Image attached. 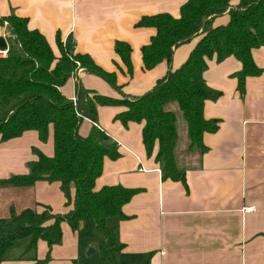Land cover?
<instances>
[{
    "label": "crops",
    "instance_id": "1",
    "mask_svg": "<svg viewBox=\"0 0 264 264\" xmlns=\"http://www.w3.org/2000/svg\"><path fill=\"white\" fill-rule=\"evenodd\" d=\"M186 1L0 0V17L26 18L31 30L46 37L56 57L60 55L59 38L68 35L77 42L76 53L90 56L98 67L116 75L118 89L84 67L60 90L70 101L77 100L83 136L96 125L117 142L120 157L105 159L96 189L119 184L139 189L123 207L127 218L107 219L108 226L116 228L117 243L123 245L114 260H102L101 243L106 237L83 242L78 235L69 234L44 264H264V46L252 51L262 72L247 77L244 94L235 76L243 67L236 57L207 60L205 81L220 96L205 102L204 116L219 120V128L204 134V152L191 146L188 129L183 143L178 133L175 156L185 172V182L163 177L156 161L158 146L151 156L145 148L143 124L131 121L124 125L115 119L125 108L93 106L97 95L113 99L141 96L165 76L167 62L150 70L144 66L142 48L156 30L141 27L139 22L159 13L179 17ZM238 2L233 0L232 6ZM229 20L226 12L213 25ZM5 24L0 25V36L8 31ZM200 38L175 49L173 69L186 61ZM119 42L132 49V73L117 52ZM178 109L175 104L173 111ZM34 149L53 156V126L46 142L35 130L0 141V220L9 219L12 211L42 210L43 205L60 211L64 193L58 182L43 179L27 187L2 184L13 175L29 172V162L37 159ZM252 207L253 211L245 210ZM83 226L81 223V229ZM62 229L64 238L68 229L65 224ZM29 243V239L17 241L1 264H41L48 254L47 243L41 240L28 252ZM91 247H96L93 253L100 249L97 260L86 253Z\"/></svg>",
    "mask_w": 264,
    "mask_h": 264
},
{
    "label": "trees",
    "instance_id": "2",
    "mask_svg": "<svg viewBox=\"0 0 264 264\" xmlns=\"http://www.w3.org/2000/svg\"><path fill=\"white\" fill-rule=\"evenodd\" d=\"M232 2L187 0L179 17L168 13L144 16L139 26L156 30L150 43L142 48L144 66L150 70L167 62V73L141 96L113 99L97 95L93 103L94 107L125 108L115 117L124 125L131 121L143 124L145 148L151 156L158 146L156 161L164 178L185 182V172L178 166L175 156L179 132L177 114L170 109L171 104L178 105L187 123L192 147L206 151L204 134L219 128V120H207L204 116L205 102L220 96V92L205 81L207 60L215 57L222 62L229 56L236 57L243 66L235 74L242 94L247 77L262 72L252 51L264 46V0H239L236 6H232ZM226 12L230 15L229 22L214 26V19ZM5 21L12 38L8 57L0 58V141L35 130L41 141L46 142L53 126L55 152L47 156L34 149L37 159L29 162V172L13 175L2 180V184L27 187L43 179L58 182L71 209L55 214L50 206L43 205L42 210L12 211L9 219L0 220V264L14 244L25 239L30 240L28 252L35 250L41 240L47 243V257L40 262L46 263L52 249L63 240L64 221L73 230H78L83 223L81 238L92 239L96 230H102L106 237L101 243L102 260H114L123 245L117 243L116 228L108 226L107 219L112 216L127 218L123 207L139 189L120 184L96 189L105 159L120 157L117 142L96 125L83 136L80 133L83 116L60 88L71 77L77 61L82 68L118 89L116 75L98 67L90 56L79 53L71 56L63 47V37L59 38L60 55L56 57L46 37L38 30H31L26 18L0 17V25ZM198 36L201 38L186 61L173 69L175 49ZM116 49L132 73L130 45L119 42Z\"/></svg>",
    "mask_w": 264,
    "mask_h": 264
},
{
    "label": "rangeland",
    "instance_id": "3",
    "mask_svg": "<svg viewBox=\"0 0 264 264\" xmlns=\"http://www.w3.org/2000/svg\"><path fill=\"white\" fill-rule=\"evenodd\" d=\"M4 35H6V30H5V32L3 33V36ZM175 104H171L170 105V108L173 110V106H174ZM175 111V110H174ZM176 112V114H177V116H178V122H177V125H178V129H179V134H180V142L181 143H183L184 141H185V132H187V123H186V121H185V119H184V117L182 116V113H181V111H179V109H178V111H175ZM74 193H75V189H74V185H72L71 186V196H73L74 195ZM63 202H62V204L60 205V207H59V210L60 211H53V213H55V214H63V213H66V211L68 212L70 209H71V206H67V204H66V202H67V200H66V197L65 196H63ZM69 207V208H68ZM64 208H66L67 210L65 211V212H63V209ZM69 209V210H68ZM65 224V226H67V229H68V234H66L65 235V233H64V238H63V240H67V238H68V235L70 234L71 236L72 235H78L79 237H78V239L79 240H82L83 242H87V241H89V242H95V241H97V239H104L105 238V234H104V232L102 231V230H96L95 232H96V235L94 236V239H87V238H81L80 237V233H81V227L78 229V230H73L70 226L68 227V224H67V222L66 221H64V222H62V228H63V225ZM66 236V237H65ZM96 237V238H95ZM62 240V241H63ZM94 245H96V244H94ZM92 248V247H91ZM96 248V247H95ZM95 248H93V249H95ZM90 250V249H89ZM89 250L86 252L87 254H88V252H89ZM90 256H91V259H98V257L100 256V249H99V247H98V249H97V251L95 252V253H91L90 254ZM80 261V260H79Z\"/></svg>",
    "mask_w": 264,
    "mask_h": 264
},
{
    "label": "built area",
    "instance_id": "4",
    "mask_svg": "<svg viewBox=\"0 0 264 264\" xmlns=\"http://www.w3.org/2000/svg\"><path fill=\"white\" fill-rule=\"evenodd\" d=\"M7 22H6V26H7ZM4 38L6 40V46L5 47H0V58H6L9 55V49H10V39L11 34L7 31L6 35H4ZM63 47L65 48V51L68 52L69 54H71V56H75L76 53V48H77V42L75 40L70 39V37L67 35L64 37L63 39ZM77 67L76 69L73 71L72 75L75 74V72H80L82 71V67L80 66V63L77 61ZM71 75V76H72ZM73 103L76 106L77 105V100L75 98H73ZM161 171V170H160ZM255 208H245L246 211H253Z\"/></svg>",
    "mask_w": 264,
    "mask_h": 264
},
{
    "label": "water",
    "instance_id": "5",
    "mask_svg": "<svg viewBox=\"0 0 264 264\" xmlns=\"http://www.w3.org/2000/svg\"><path fill=\"white\" fill-rule=\"evenodd\" d=\"M6 40L4 38V36H0V47H5L6 46ZM94 252V249L91 248L90 251H89V254L90 253H93Z\"/></svg>",
    "mask_w": 264,
    "mask_h": 264
}]
</instances>
